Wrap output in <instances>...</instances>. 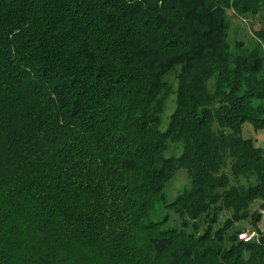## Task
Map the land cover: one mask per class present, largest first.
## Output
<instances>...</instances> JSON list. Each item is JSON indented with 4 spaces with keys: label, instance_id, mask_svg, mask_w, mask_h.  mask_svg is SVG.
Returning <instances> with one entry per match:
<instances>
[{
    "label": "trees",
    "instance_id": "16d2710c",
    "mask_svg": "<svg viewBox=\"0 0 264 264\" xmlns=\"http://www.w3.org/2000/svg\"><path fill=\"white\" fill-rule=\"evenodd\" d=\"M229 10L264 45V0H0V264H264L234 226L264 213L240 136L264 130V55L229 50ZM179 169L168 228L150 216Z\"/></svg>",
    "mask_w": 264,
    "mask_h": 264
},
{
    "label": "rangeland",
    "instance_id": "374dc122",
    "mask_svg": "<svg viewBox=\"0 0 264 264\" xmlns=\"http://www.w3.org/2000/svg\"><path fill=\"white\" fill-rule=\"evenodd\" d=\"M226 17L228 21V30L225 36V44L228 46L229 50H235V44L241 49L249 51L251 49H257L264 55V45L260 44L256 37L253 36V30L258 29L259 19L251 16L244 15L240 16L232 13L230 10L226 12ZM176 71L170 73L165 77L164 81L166 83V93L163 100L164 111L160 117L159 130L163 131L166 127L167 120L166 117L174 110V92L176 90L177 80L175 79ZM211 82H208L207 87H210ZM240 136L242 139H248L252 142L255 147H258L264 151V130L255 131L249 123H244L241 127ZM180 146L176 144H170L167 146L166 156H177L180 153ZM238 183L241 186H246L243 179H239ZM233 184V183H231ZM188 187V180L185 172L181 169L177 170L173 177L165 184L162 195L164 198V203H157L151 213L150 220L158 221L162 218L167 219L165 227L177 228L179 227L180 221L171 211L165 209L164 205L169 204L173 201L176 193L181 191L183 188ZM259 213L258 202H253L247 209V219L236 223L235 228L242 231H258L260 234L264 235V219H261L255 226H253L251 220V214ZM228 214L222 215L220 222L224 220ZM218 223V225L220 224ZM217 225V226H218ZM237 237V236H236Z\"/></svg>",
    "mask_w": 264,
    "mask_h": 264
},
{
    "label": "built area",
    "instance_id": "2783aa9c",
    "mask_svg": "<svg viewBox=\"0 0 264 264\" xmlns=\"http://www.w3.org/2000/svg\"><path fill=\"white\" fill-rule=\"evenodd\" d=\"M261 216L264 219V213L261 212ZM236 239L241 243L256 242L259 239V234L256 231H242L237 234Z\"/></svg>",
    "mask_w": 264,
    "mask_h": 264
}]
</instances>
